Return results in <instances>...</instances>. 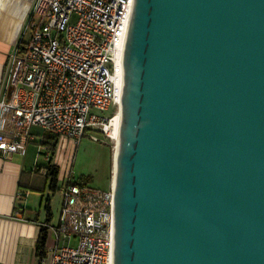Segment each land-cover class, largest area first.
<instances>
[{
    "label": "water",
    "instance_id": "95a60500",
    "mask_svg": "<svg viewBox=\"0 0 264 264\" xmlns=\"http://www.w3.org/2000/svg\"><path fill=\"white\" fill-rule=\"evenodd\" d=\"M113 264H264V0H133Z\"/></svg>",
    "mask_w": 264,
    "mask_h": 264
},
{
    "label": "built area",
    "instance_id": "2783aa9c",
    "mask_svg": "<svg viewBox=\"0 0 264 264\" xmlns=\"http://www.w3.org/2000/svg\"><path fill=\"white\" fill-rule=\"evenodd\" d=\"M132 6L133 0H34L0 78L3 157L36 144L47 165L46 134L74 144L87 133L94 142L111 140ZM111 108V116L99 114ZM59 192L53 244L38 264H113L112 187L93 189L69 173Z\"/></svg>",
    "mask_w": 264,
    "mask_h": 264
},
{
    "label": "crops",
    "instance_id": "0c3cea01",
    "mask_svg": "<svg viewBox=\"0 0 264 264\" xmlns=\"http://www.w3.org/2000/svg\"><path fill=\"white\" fill-rule=\"evenodd\" d=\"M34 0H0V78L17 43ZM46 162L36 156V144L8 157L0 154V264H38L35 246L42 228L45 248L53 242L58 220L51 208L49 182L41 174ZM58 183V180H57ZM57 189V187H56ZM49 198L50 214L43 207ZM61 203V201H60Z\"/></svg>",
    "mask_w": 264,
    "mask_h": 264
},
{
    "label": "rangeland",
    "instance_id": "374dc122",
    "mask_svg": "<svg viewBox=\"0 0 264 264\" xmlns=\"http://www.w3.org/2000/svg\"><path fill=\"white\" fill-rule=\"evenodd\" d=\"M113 111L114 108H111L109 112L99 114L109 117ZM32 133L44 134L37 128H32ZM91 134L87 133L77 144L71 139L58 137L54 149L52 151L48 149L50 154L52 153L51 164L57 166L59 170L57 189L51 197V208L55 217L61 201L59 188L69 173H72L73 182L85 183L93 189L105 191L110 186L113 175L114 142L104 140L98 135L100 141L94 142L89 138ZM40 160H43L42 156Z\"/></svg>",
    "mask_w": 264,
    "mask_h": 264
},
{
    "label": "trees",
    "instance_id": "16d2710c",
    "mask_svg": "<svg viewBox=\"0 0 264 264\" xmlns=\"http://www.w3.org/2000/svg\"><path fill=\"white\" fill-rule=\"evenodd\" d=\"M58 136L56 137L55 135H46L43 139V141H41V144L43 146H45L47 149H49L50 151H52L54 149V146L56 144ZM52 154V153H51ZM52 158V155H51ZM46 169V175H45V179L49 182L48 184V188L50 193H55L56 191V187H57V177H58V167L55 165H52L51 162L48 163L45 166ZM82 185H86L85 183H83ZM43 207L44 210L46 211V213L50 214V209L49 207V198H45L44 203H43ZM38 240L36 242V246H35V254L39 259H42L45 257L46 255V248H45V240H46V229L42 228L40 230V234L38 235Z\"/></svg>",
    "mask_w": 264,
    "mask_h": 264
},
{
    "label": "bare ground",
    "instance_id": "6f19581e",
    "mask_svg": "<svg viewBox=\"0 0 264 264\" xmlns=\"http://www.w3.org/2000/svg\"><path fill=\"white\" fill-rule=\"evenodd\" d=\"M119 123H120V116H119V110L116 111V113L113 115L112 120H111V127H110V139L114 142V157L112 158L113 164H114V159L117 151V142H118V137H119ZM112 164V165H113ZM113 170H114V165H113ZM113 173V171H112Z\"/></svg>",
    "mask_w": 264,
    "mask_h": 264
}]
</instances>
